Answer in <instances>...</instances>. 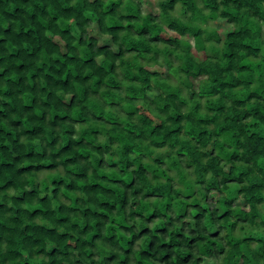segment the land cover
<instances>
[{
    "label": "trees",
    "instance_id": "obj_1",
    "mask_svg": "<svg viewBox=\"0 0 264 264\" xmlns=\"http://www.w3.org/2000/svg\"><path fill=\"white\" fill-rule=\"evenodd\" d=\"M154 3L0 0V264H264V0Z\"/></svg>",
    "mask_w": 264,
    "mask_h": 264
},
{
    "label": "rangeland",
    "instance_id": "obj_2",
    "mask_svg": "<svg viewBox=\"0 0 264 264\" xmlns=\"http://www.w3.org/2000/svg\"><path fill=\"white\" fill-rule=\"evenodd\" d=\"M138 2H140V5H141V11L142 13H152V14H157L158 13V8L155 7V3H154V0H136ZM211 27H214L215 29H217L218 33H220L221 35H223V33H225V31L227 30H230V26H228L226 24V22L224 20H218V21H215V22H212ZM89 32L98 38V41H99V44L100 45H107L109 44V41L108 39L106 38H103V37H98L99 35L97 34V32L94 30V27H92ZM262 32H263V39H264V25H263V29H262ZM174 33H171V35H173ZM155 68H158V67H155ZM154 68V69H155ZM161 72H164V69H160ZM209 262H207L206 264H208Z\"/></svg>",
    "mask_w": 264,
    "mask_h": 264
}]
</instances>
